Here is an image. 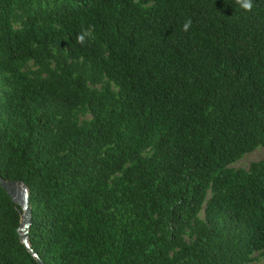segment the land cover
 Returning <instances> with one entry per match:
<instances>
[{
  "label": "trees",
  "instance_id": "obj_1",
  "mask_svg": "<svg viewBox=\"0 0 264 264\" xmlns=\"http://www.w3.org/2000/svg\"><path fill=\"white\" fill-rule=\"evenodd\" d=\"M252 2L0 0V176L33 204L29 247L0 184V264H238L264 249V160L230 166L264 144V0ZM104 78L118 90L88 85Z\"/></svg>",
  "mask_w": 264,
  "mask_h": 264
},
{
  "label": "rangeland",
  "instance_id": "obj_2",
  "mask_svg": "<svg viewBox=\"0 0 264 264\" xmlns=\"http://www.w3.org/2000/svg\"><path fill=\"white\" fill-rule=\"evenodd\" d=\"M15 27H20L21 23L19 21H14ZM76 66L80 71H84L89 75L92 73L91 68L85 63L82 59L75 61ZM51 66H57L56 61L51 59ZM25 70L29 72L31 76L34 78H44L47 76V72L43 69L42 66L38 65L34 62V60H30L27 62L26 66L24 67ZM88 85L92 89H98L99 91H105L108 88L114 91L118 90V86L114 82H109L107 78L99 80L98 82H93L89 80ZM0 93L2 91L0 90ZM72 118L77 119L80 123L84 121H88L92 119V112L88 109H81V107H76L72 111ZM152 153V149L148 148L144 151L143 156L148 157ZM264 160V144L259 145L256 149L251 152L244 154L240 159L230 164L231 167L234 168H243L249 169L253 162ZM7 183V188L11 192L12 197H14L18 203H20L23 212H22V219H21V228L20 234L22 240L25 242L26 245H30V238H29V225L32 216L33 204L30 201L29 196V187L21 181H8L4 180ZM211 191H209L207 195V199L205 200L201 211L198 214V218L200 221H204L209 223L207 218L206 208H207V201L211 196ZM30 201V209L27 207ZM197 233L194 227H188L184 232V238L187 241H194L196 239ZM238 264H264V249L255 250L250 253L249 257L239 262Z\"/></svg>",
  "mask_w": 264,
  "mask_h": 264
},
{
  "label": "clouds",
  "instance_id": "obj_3",
  "mask_svg": "<svg viewBox=\"0 0 264 264\" xmlns=\"http://www.w3.org/2000/svg\"><path fill=\"white\" fill-rule=\"evenodd\" d=\"M244 10L251 11L253 8L252 0H236ZM192 24V20L189 18L183 25V30L187 31ZM94 39V30L92 26L82 28L76 36V41L80 44H89Z\"/></svg>",
  "mask_w": 264,
  "mask_h": 264
},
{
  "label": "water",
  "instance_id": "obj_4",
  "mask_svg": "<svg viewBox=\"0 0 264 264\" xmlns=\"http://www.w3.org/2000/svg\"><path fill=\"white\" fill-rule=\"evenodd\" d=\"M5 179H3L1 176H0V184L9 192V194H11V192L9 191V189L7 188V183L4 181ZM8 181H11V180H8ZM14 200H16L14 197H13ZM27 207L30 209V201H29V204L27 205ZM30 226V225H29ZM30 247V245H29ZM38 258V262L40 264H45V262L40 258V257H37Z\"/></svg>",
  "mask_w": 264,
  "mask_h": 264
}]
</instances>
